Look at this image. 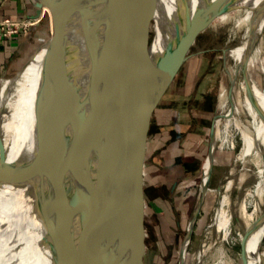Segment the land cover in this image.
I'll return each instance as SVG.
<instances>
[{
	"label": "water",
	"instance_id": "water-1",
	"mask_svg": "<svg viewBox=\"0 0 264 264\" xmlns=\"http://www.w3.org/2000/svg\"><path fill=\"white\" fill-rule=\"evenodd\" d=\"M30 2L32 19L43 8L50 11L51 37L14 76L3 78L0 87L3 81H15L43 50L36 101L47 104V116L29 169L37 185L32 200L51 263L142 264L145 231L139 162L147 125L183 65L207 52H192L203 32L198 28L240 0H202L194 9L189 0H179L171 37L159 54L151 53L154 36L147 41L144 29L147 20L153 21L149 14L155 0L138 6L134 0H57L59 8L52 0ZM258 11L263 12L264 5ZM130 26L140 32L134 54ZM69 31L76 33L84 52L81 85L67 65ZM213 132L214 124L207 158L214 149ZM3 142L0 135V186H15L21 163L7 162ZM205 193L189 221L184 246Z\"/></svg>",
	"mask_w": 264,
	"mask_h": 264
},
{
	"label": "bare ground",
	"instance_id": "bare-ground-1",
	"mask_svg": "<svg viewBox=\"0 0 264 264\" xmlns=\"http://www.w3.org/2000/svg\"><path fill=\"white\" fill-rule=\"evenodd\" d=\"M52 1L59 8L57 0ZM144 1L134 0V4L138 6ZM189 1L192 9L202 3V0ZM155 3L149 14L153 21L147 20L144 29L147 41L151 32L154 36L151 53L159 54L171 37L179 0H155ZM263 5L264 0H240L235 8L218 12L198 28L203 32L216 29L217 35H226L223 69L226 83L219 86L217 109L220 112L214 123L213 142L220 141V147L229 143L233 148L234 142H228L226 136L232 129L239 145L227 179L216 186V205L193 264L203 262L206 255L212 264H230L226 247L234 244L240 248L243 264H261L264 257V252L259 250L264 226V52L261 46L264 11H258ZM41 13L50 15L47 8ZM136 14L133 13L134 20ZM139 38L138 29L130 26L129 44L133 54ZM78 40L76 33L69 31L67 65L74 80L81 85L86 64ZM44 58L41 50L15 81H3L0 87L3 113L0 135L6 160L21 163V176L16 185L0 186V264H52L50 251L43 244L45 230L32 200L37 185L29 169V158L43 134L47 116V104L36 101ZM211 171L212 154L204 167L200 195L208 188ZM179 264H187L184 257Z\"/></svg>",
	"mask_w": 264,
	"mask_h": 264
},
{
	"label": "crops",
	"instance_id": "crops-1",
	"mask_svg": "<svg viewBox=\"0 0 264 264\" xmlns=\"http://www.w3.org/2000/svg\"><path fill=\"white\" fill-rule=\"evenodd\" d=\"M32 14L30 0H0V20L24 22L34 20ZM29 31L0 42V83L26 64L37 51L31 48ZM199 55L202 54L191 57L181 69ZM180 71L149 120L139 162L143 215H153L159 221L157 235L161 239H157L160 245L157 253L161 251L163 257L168 256L169 233L175 242L180 226L177 214V205L182 200L178 197L179 184L193 177L198 170L206 138L209 151L210 133L217 112V99L208 88L201 91L202 85L207 84V76L197 80L186 93V77L181 80L183 85L179 84ZM159 256H156L157 260ZM142 264H145V255Z\"/></svg>",
	"mask_w": 264,
	"mask_h": 264
},
{
	"label": "rangeland",
	"instance_id": "rangeland-1",
	"mask_svg": "<svg viewBox=\"0 0 264 264\" xmlns=\"http://www.w3.org/2000/svg\"><path fill=\"white\" fill-rule=\"evenodd\" d=\"M33 21L35 24L30 27L31 32L29 31L31 37L30 41H32L31 48L32 50L33 48L38 50L51 37L52 28L50 29V16L48 13H41V15ZM214 30L215 31L202 32L198 36L196 45L192 49V52L195 53L198 50H205L207 52L205 54L194 57L192 61L187 63L186 66L181 69L179 84L183 85L181 84V80L183 79V77H186L184 92L187 93L188 90V92H190V89L196 84L197 80L201 79L202 76H207V84L202 85L201 91L204 92L206 88H208L214 99H217L218 102L220 83H226L225 79L223 80V69L225 66V62H223L224 55L222 50L226 49L227 45L225 44L226 35L224 33L217 35L216 29ZM152 37L153 33L151 32L149 36L150 42L152 40ZM261 46L264 52V30L261 36ZM20 69H15L16 71H14L11 76L6 77V79L14 76ZM219 112L220 111H218L217 109V117H219ZM221 130L223 131V128ZM226 136L228 142L229 140H231L235 145L233 148H230L228 143L225 146L223 145L220 147L221 142L215 141V148L213 150L214 154L212 156V171L207 182L208 188L206 190L203 203L199 209V214L192 228L189 242L185 246L183 245V243L184 238L187 234L188 224L196 208L200 196V187L204 180V167L208 160V138H206V146L204 153L200 158L198 170L193 174V177L184 182H180L179 184L178 197L182 200L179 202L180 204L177 205L179 208L177 214L178 220L180 221V226L178 228L177 239L175 242H173L172 238H170L171 233H169L168 235V239H170L171 243H168L169 248L167 249L169 252L167 257L165 255L164 258L161 251H158L157 253V250H159L160 248L157 239H161V237L157 235V230L159 229V221L153 215L148 214L147 216H144L143 228L145 231V264H161V261H164L165 264H179L182 257L185 258L187 264H193L195 262L194 259L198 251L200 250V246L202 244V241L204 240V233L212 218L213 210L216 205V186L227 179V172L233 165L234 157L238 150L239 141L234 131H232V129H229ZM211 154L212 153H210V155ZM262 234L263 236H261V246L259 249L260 253L264 252V226ZM167 241L170 242L169 240ZM226 249L230 257V264H243V261L239 257L240 248L238 244L231 245L230 247L227 246ZM157 255H161L158 257V260L156 259ZM200 264L212 263L206 255L204 256L203 262L201 261ZM262 264H264V257L262 258Z\"/></svg>",
	"mask_w": 264,
	"mask_h": 264
},
{
	"label": "built area",
	"instance_id": "built-area-1",
	"mask_svg": "<svg viewBox=\"0 0 264 264\" xmlns=\"http://www.w3.org/2000/svg\"><path fill=\"white\" fill-rule=\"evenodd\" d=\"M33 20L24 22H9L0 20V42L6 38L19 35V33H27L30 27L34 25Z\"/></svg>",
	"mask_w": 264,
	"mask_h": 264
}]
</instances>
